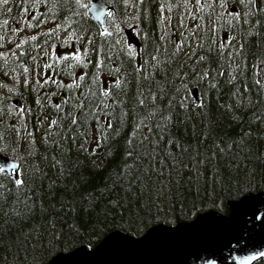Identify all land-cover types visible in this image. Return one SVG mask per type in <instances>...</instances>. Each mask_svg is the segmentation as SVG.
<instances>
[{
  "label": "snow or ice",
  "instance_id": "obj_1",
  "mask_svg": "<svg viewBox=\"0 0 264 264\" xmlns=\"http://www.w3.org/2000/svg\"><path fill=\"white\" fill-rule=\"evenodd\" d=\"M126 8L133 7L138 11L141 6L145 4V0H136V3H131L130 0H123ZM155 2V0H153ZM240 4L244 5L248 11L246 16H256L264 12V0H239ZM48 0H22V17H27L31 12V20L23 19L22 23L27 24L29 28H36L43 24L52 23L53 27L49 28L47 32L41 33L47 38L56 36L60 39L58 33L65 31L62 24H56L55 20L58 18L57 13L49 9L51 15L40 12L38 5L44 4L47 6ZM230 0H219V8L221 12L217 14L219 18H225L226 23L231 28L233 27L232 21L239 20L240 13L235 9L229 11L228 5ZM9 0H0V5L7 7ZM31 4V8L28 6ZM216 0H211V3L205 0H195V4L191 0H182L178 3V7H182L183 11L179 13L180 27L184 31L180 33V39L173 40L174 32L171 30V18L165 17L164 13L172 12V5L168 4L166 0H161L159 12L160 16L157 23L161 26V34L158 39L160 43L148 35L147 32L143 33L145 40H151L155 45L153 51H141L142 56H148L150 59H141L136 67L137 74L148 71V74L143 76L144 80L151 81L155 77L156 71L161 70L167 75V70L173 62L183 53L185 56L189 54L185 52L186 45L191 49L189 38H196V48H202L203 44L198 37L199 31H204L203 24L204 17L199 15L204 7H208L215 11ZM193 7L197 11H193ZM62 8L71 16L82 17L87 16V12L81 13L80 9H89L97 20L107 15L113 18L115 24L114 12H105L104 4L99 6L96 4L82 3V0H63ZM11 11V9H8ZM185 13L191 21H200L195 23L193 28H188L184 23ZM41 17H43L41 19ZM139 20V15L134 16ZM67 19V17H65ZM39 20V23L36 21ZM9 23L8 20L3 22L4 25ZM260 23L259 20L256 21ZM220 28L217 22H213L212 31L215 34ZM13 35L7 36V42L12 43L14 36L23 31V27L13 28ZM122 31L120 24H115L114 31L105 28L100 33L102 40L112 43L114 36ZM75 40L81 44L91 45L92 39H85L83 31L79 35L73 34ZM37 36L30 37L32 41L37 40ZM236 39L234 35H229L226 41L222 40L218 44L221 57L224 55L226 49L231 48L228 52V63L232 67L227 83L233 84L237 80L235 75L236 70L241 69L245 64L246 57L240 59L243 54L244 44L240 43L239 48L232 46V41ZM26 41L21 40L15 44V47L10 51H0V59L4 63L0 66V71H3L5 76H9L14 81L13 85L9 87L6 84L0 83V88H6L7 92H0V125H3L4 132H0V201L9 203V212L17 219H26L34 216L37 211L45 216V223L49 229L48 236L51 239H44L40 236L39 228H31L25 235V242L32 240L39 243V255H36V243L31 246V260L28 255L20 256L19 247H16L17 241L5 240L7 231H10V226L7 229L0 226V264H95V258L98 257L105 248L114 242L128 241L127 236H110L103 244L93 248L91 240L85 247H81L76 251H68L71 249V240L73 238H83L85 235L91 237L92 235H99L107 227L108 223L113 224L118 221L127 223L131 229L136 232H143L144 229L149 228L150 225L156 222L157 216L163 214L165 219L169 215H174L175 211L183 213L187 203L181 201L179 205L173 203V197L176 196L180 189V181L184 179L185 173L187 175V183L193 185L197 191L196 195L199 196V185L195 181H199L203 175L199 166H203L206 170L208 164L212 162L217 163V168L211 172V188L212 193L205 199H212L214 207H220L223 203V197H236L239 199V205H245L253 199L251 193L260 184L264 183V150L260 147V141L264 140V115L257 116L258 124L253 128L249 127L237 137H220L212 139L209 143V135L201 132L198 138H195L196 126L193 125V138L189 141H181L180 139L173 138L166 135L175 121L173 112L171 111L173 103L183 109L185 112L194 113L199 109L198 115L206 116V107L208 104L205 95L201 93V88L204 87L203 81H207V86L210 89H215L219 83L216 76H223V70L212 73V79H208L210 69H203L201 72L189 74L178 69L174 75L178 78L179 87L175 90L176 95L169 96L167 101L163 100V90H161V103L156 104L157 96L149 89V99L155 107L147 112V115L138 119L133 125L129 137L125 143L127 145L126 160L120 165L117 170L110 172L108 181L105 182L103 187L96 188L92 191H79L80 186L75 185L71 190L65 184L62 188L56 181H52L47 186L46 191L51 198V204L46 203V199L42 193L38 192L34 184L31 183L34 178L47 176V172L39 167L35 162V153L33 146L36 143L35 136L32 130L29 129L28 123L21 121L25 117V108L19 107L11 97L19 94L20 85V71L23 69L24 87L27 88L29 84H33V92H36L38 98L36 104L40 107L41 112L47 105V100L51 96H56L58 93L53 91L50 95L45 92L40 96L39 89L45 88L47 85H55L57 89L63 90L68 93L67 95L60 94L59 102L51 104L58 114V119H52L48 125V129L42 136V142L54 146L60 153L61 158L57 159L56 156L52 158L51 167L58 168V175L64 177L66 180L70 179L77 165L73 164L70 168H65L64 158L69 161L72 158V153L76 152L84 155L86 159L91 160V166L99 169L105 156H98V151L108 148V153L111 154L109 146L113 135L118 131L113 128L114 118L113 114L106 112L105 109L108 105L102 101V107L97 105V110L92 111L88 108L85 101L88 99L83 93L79 100H77L71 93L80 88L85 80L87 72L82 73L78 80L73 79L71 83L65 84L63 80L57 79L59 71H66V74L75 77L73 69L77 66L87 68L90 60L87 61L88 48L85 47L81 52L80 48H75L71 52L61 53L57 55L56 45H48V39H45L43 45H36V48L44 47L43 56L37 52L35 55L31 51L25 49ZM65 43V40H61ZM115 44H120V40H115ZM71 47V45H68ZM5 47V35H0V48ZM51 47V52L48 51ZM128 49V56L130 58L136 57V49L131 46H126ZM169 48L171 50L169 51ZM196 49H191V54H195ZM209 52L217 50V39L213 38L207 49ZM98 59L96 63V70L101 71L105 64L104 59H101L99 54L103 53V48H98ZM111 51V47L109 48ZM30 58L35 67L30 74L29 67L24 63V57ZM48 57L47 62L43 64V72H40L39 60ZM163 56V59L161 58ZM11 57V62L9 60ZM110 58V57H109ZM206 57L201 55L198 57L197 62L204 61ZM65 64L64 69H57V65ZM74 62V63H69ZM51 70V72L49 71ZM120 69H110L109 74L115 77L116 87H120L121 80L119 78ZM11 74V75H9ZM242 74V70H241ZM41 77L43 78L41 81ZM93 79H96L94 76ZM99 83V80H97ZM106 83V82H105ZM260 85V90L257 92V99L252 100L249 95L247 99V106L260 105L264 103V84L260 79L255 81ZM90 91V89H89ZM100 94L108 99L111 97V89H100ZM245 91L247 88L245 86ZM237 96L240 102H243L245 97L240 93L239 88L233 93ZM139 104L145 106V99L143 92L140 93ZM43 101V102H42ZM228 111H232V105H227ZM165 109L169 111L165 114ZM31 107H27V112L31 113ZM159 114V120L153 123ZM127 113L124 112L120 116V124H124V117ZM103 117V119H102ZM13 118H16L15 123H11ZM48 119L47 116L41 118L37 116L38 125L42 126L44 120ZM189 119H192L191 114ZM235 120L236 117L233 116ZM65 124L67 127H65ZM63 130L64 134L60 136L59 140H49V136L59 135V131L53 132L52 129ZM93 128L95 134L93 135ZM147 129V132L144 131ZM16 133V139L12 138L11 133ZM7 133V135H5ZM137 137H139L137 139ZM155 137V138H153ZM147 142L151 145V151H140V146ZM94 144V146H91ZM91 149V150H90ZM244 153L241 158L240 153ZM187 156L191 163H186L184 157ZM95 157V159H92ZM255 161L254 166H249L248 161ZM131 161V162H129ZM226 161L221 168L220 162ZM140 163L146 166L142 169L139 167ZM244 170V175L241 176L240 172ZM235 172V175H233ZM27 177V179H25ZM155 177V179H153ZM195 177V181L193 180ZM259 178V179H258ZM43 187V184H41ZM57 189H60L58 192ZM188 191H192L189 188ZM207 191V186L205 187ZM162 202V203H161ZM104 205L102 212L103 219H101L100 205ZM163 204V207H162ZM18 205H23V210L18 208ZM155 207L156 211L151 209ZM171 207L173 212L165 211L166 207ZM191 207L196 208V200L191 202ZM9 212L4 215L8 216ZM87 217V220H85ZM259 219V217H256ZM171 223V221H168ZM8 222L5 221V225ZM165 231V229L153 227L151 231L144 234V241L149 240L157 232ZM142 243L143 241H138ZM13 248L16 249L13 252ZM11 257V259H9ZM264 257V252L252 253L244 257H239V264H249V261L256 260Z\"/></svg>",
  "mask_w": 264,
  "mask_h": 264
},
{
  "label": "trees",
  "instance_id": "obj_2",
  "mask_svg": "<svg viewBox=\"0 0 264 264\" xmlns=\"http://www.w3.org/2000/svg\"><path fill=\"white\" fill-rule=\"evenodd\" d=\"M89 0H82V3L88 4ZM114 7V19L115 24H120L122 31L114 36L112 43L109 44L107 41L102 40L100 35L101 31L95 24V22L91 19V17L82 16L76 17L71 16L69 13L63 10L62 4L63 0H48L47 6L44 4L38 5L40 12L51 15L49 13V9H52V12L57 13L58 18L55 20L56 24H62L65 28V31L58 33L60 39H57L56 36L52 38H47L41 33L47 32L49 28L53 27V24L47 23L43 24L36 28H29L27 24L22 23L23 19L31 20L32 15L35 13L31 12L27 17H22V0H9V4L7 7L0 5V35H5V47L0 48V51H10L15 47L16 43H19L22 39L26 41L24 47L26 50L31 51L33 55L37 52L41 56H43L44 47L36 48V45H43L45 39H48V45L55 44L57 55L61 53H67L73 51L75 48H80L81 52L84 51L85 47L88 48V60L91 63L88 64V67L85 69L81 66H77L73 69L75 72V77L69 76L66 74V71H59L57 75V79L63 80L65 84L71 83L75 78L78 80L79 76L87 72L85 76L84 82L81 84V87L74 90L71 94L79 100L81 94L83 93L88 97L85 103L88 105V108L92 111L97 110V105L102 107V101L108 105V108L105 109L106 112H110L113 114L114 123L113 128L118 131L113 135V139L110 141L109 146L111 149V154L108 153V148H105L102 151H98V156H105L102 166L97 169L91 166V160L86 159L84 155L73 152L72 158L69 161L66 157L64 158L65 168H70L73 164L77 165L75 168L73 175L70 179H65L58 175L59 169L51 167L52 158L56 156L57 159H60V153L54 146H49L42 142V136L45 134L48 129V125L52 119H58V114L54 108L50 105L59 102V95L68 93L63 90L57 89L55 85L49 84L43 89H39L40 96H43L45 92L49 93V95L56 91L58 95L51 96L50 99L47 100V105L44 108L43 112H41L40 107L36 104V99L38 95L36 92H33V84H29L27 88L24 87L23 80V69H19L20 75V85H19V94L13 95L11 99L14 101L15 98L21 99L23 106L25 108V117L21 121V123L27 122L30 130L33 131L36 143L33 146L35 153V162L39 164V167L47 172V176L40 178H34L31 183L34 184L35 188L38 192L42 193L46 199L47 204H51V198L48 196V192L46 191L47 186L52 183V181H56L57 184L61 185V188L66 184L68 189L71 190L75 185H79V191H92L96 188L103 187L105 182L108 181V176L110 172L117 170V168L122 165L126 160H128L126 156L127 145L125 143L126 139L129 137L133 125L136 121L143 116L147 115V112L152 110L155 105L151 102L149 97V89L151 92L156 94L157 101L156 104L161 103V95L163 90V100L167 101L169 96L176 95V89L180 86L178 78L174 75V73L182 68L183 72L193 74V69L195 72H201L203 69H210V75L208 79H212V73L218 72L219 70H223V76H216V79L219 81L217 87L215 89H210L207 86V81H203L204 87L201 88V93L205 95V98L208 101L206 107V116L198 115L199 109L194 113L185 112L183 109L178 108L174 103L172 105L171 111L173 112V118L175 123L170 126L169 131L166 135V139L168 136L173 138L180 139L181 141H189L192 140L195 142V138H198L203 132L205 135H209V143L212 139H217L220 137H237L242 134L244 131H247L250 126L255 128L257 126V116L264 115V103L260 105L253 104L252 106H247V97L250 95L252 100L255 101L257 99V92L260 90V85H257L255 81L257 79L261 80V83L264 84V12H261L256 16H246L245 13L248 11L244 5L240 4L239 0H230L228 5L229 11L235 9L236 12L240 13L239 20H233V27H229L226 23L225 18H219L217 14L221 12L219 8V0H216L215 11L208 7H204L203 11L199 13L204 17L203 24L205 26L204 31L198 32V37L202 38L201 43L203 44L202 48H196V38H189L191 49H196L195 54H191V49L186 45L185 52L189 55L185 56L183 53L173 62L172 66L168 68L167 75H165L163 71V66L161 70L156 71L155 77L151 79V81L144 80L143 76L148 74L150 69L144 72L137 74L136 67L141 59H150L148 56H142L141 52L137 53L136 57L130 58L128 56L127 45L133 46L127 37V32L132 31L136 35H139L142 41V50L151 52L153 51L155 45L151 42V40H145L143 33L147 32L148 35L155 40L157 43H160L158 36H156V32L160 30L161 25L157 23L158 18L160 16L159 7L161 0H145V4L141 6L138 11L136 8L125 6L123 0H107ZM131 3H136V0H130ZM166 2L172 5V12L165 11V17H171V21L178 26L180 30L182 28L180 25V16L179 13L183 11L182 7H178V3H182V0H166ZM207 2L211 3V0H207ZM260 0H257L259 4ZM191 3L194 5L195 0H191ZM201 3H205V0H201ZM31 8V4L28 5ZM11 9V11H8ZM194 12L197 11L195 7L192 9ZM81 13L87 12V9H80ZM139 15L140 19L136 20L134 16ZM67 17V19H65ZM43 17H41L42 19ZM8 20L9 23L4 25L3 22ZM259 20L260 23L257 24L256 21ZM113 18L108 17L106 20V28L110 31H114L115 24H113ZM217 22L220 25L219 30L214 34L212 31L213 22ZM39 23V20L36 21ZM184 23L188 28H193L195 23H200V21H191L187 14L185 13V21ZM23 27V31L16 34L14 36V40L12 43L7 42V36L13 35V28ZM184 29V28H183ZM81 31L85 34V39L91 38L92 44L85 45L77 42L73 36L75 33L79 35ZM234 35L236 39L232 41V46L235 48H239L240 43L244 44V50L242 57L243 59L246 57L245 64L242 65L241 69L236 70L235 75L237 76V80L233 84L227 83V80L232 73V67L229 66L228 63V52L231 48L226 49L224 51L223 57H221L220 51L218 49V44L220 41H226L229 35ZM36 35L38 38L36 41H32L30 37ZM217 39V50L209 52L208 46L211 43L212 39ZM61 40H65V43H61ZM115 40H120V44H115ZM68 45H71L69 47ZM103 48V53H100L99 56L101 59H104V68L101 71L96 70V63L98 59V48ZM111 47V51L109 48ZM134 47V46H133ZM135 48V47H134ZM141 50V51H142ZM171 48H169V51ZM48 51L51 52V47H48ZM204 55L206 59L204 61L197 62L198 57ZM110 57V58H109ZM163 59V56L161 57ZM24 63L28 65L30 74L32 73L35 65L32 63L29 57L25 56ZM11 62V57H9ZM48 57H44L39 60L40 64V72H43V64L47 62ZM4 63L3 59H0V66ZM74 63V62H69ZM58 70L64 69L65 64L62 62L61 64L56 66ZM116 68L120 69L119 78L121 80L120 87H116L115 77L109 74V70H115ZM242 70V74H241ZM51 72V70H49ZM11 75V74H9ZM96 79H93V77ZM41 77V81H42ZM99 80V83H97ZM106 82V83H105ZM0 83L6 84L11 87L14 83L9 76H5L3 71H0ZM245 86L247 91H245ZM111 89V97L105 99L100 94V89ZM239 88L240 93H242L245 99L243 102H240L237 96H234L233 93L236 89ZM90 89V91H89ZM0 92H7L6 88H0ZM143 92V98L145 99V106H141L139 104L140 93ZM43 102V101H42ZM227 105H232V111L229 112ZM27 107H31V113L27 112ZM169 110L165 109V114H167ZM126 112L127 116L124 117V124H120V116L122 113ZM191 114L192 119H189V115ZM37 116L43 118L47 116L48 119L44 120L43 125L39 126L37 121ZM233 116L236 119H233ZM103 119V117H102ZM159 120V114L156 119L153 120V123ZM16 118H13L11 123H15ZM193 125L196 126L195 138H193ZM65 127L67 125L65 124ZM53 132L59 131V135L53 137L49 136V140H59L60 136L64 134L63 130H58L56 128L52 129ZM147 132V129H144ZM0 132H4L3 125H0ZM95 134V130L93 128V135ZM7 135V133H5ZM12 138L16 139V133H11ZM139 137H137L138 139ZM155 138V137H153ZM91 146H94L92 144ZM260 147L264 150V140L260 141ZM91 150V149H90ZM140 151H151V145L145 142L144 145L140 146ZM241 158H243L244 153H240ZM92 159H95L93 157ZM184 160L186 163H191L188 160V157L185 156ZM131 162V161H129ZM226 161L220 162V167L222 168ZM249 166H254L255 161H248ZM146 165L144 163H140L139 167L142 169ZM217 163L212 162L208 164L207 170L203 166H199L201 172L203 173L201 179L199 181H195V177L193 180L195 183L199 185V196L196 195L197 189L193 185H189L187 183V175L185 173L184 179L180 181V189L176 196H174L173 203L179 205L181 201L187 203V207L184 208L183 213L180 211H175L174 215H169L167 219L163 214L157 216L156 222L149 226V228L144 229L143 232H136L129 227L127 223L117 222L115 224L109 222L107 227L103 230V232L99 235H92L91 237L85 235L81 238H73L71 240L72 247L71 249L66 250V252L71 251L79 246L85 245L87 246L89 240H91L92 247L96 246L108 233L119 230L123 232L132 233L134 236L139 237L145 234L150 228L154 227L159 223H163L166 225H176L181 222H186L197 217L198 214L209 211L211 209L217 210L221 213H229L230 207L229 202L231 200H238L236 197L228 198L223 197V203L220 207H214L212 199L208 197L212 193L211 188V172L217 168ZM235 175V172H233ZM240 175H244V170H241ZM27 179V177H25ZM155 179V177H153ZM259 179V178H258ZM43 184V187H41ZM207 186V191H205V187ZM189 188H192V191H188ZM59 192L60 189H57ZM254 193H264V183H260L255 190ZM252 192V193H253ZM196 200L197 207L192 208L191 202ZM162 203V202H161ZM9 203L0 201V226H3L7 229L10 226V231L6 232L5 240H9L11 237L12 240L17 241L16 247H19V255L25 256L31 252V246L33 243H36L37 252L36 255H39V243L34 242L32 240H28L25 242V235L29 232L31 228H39L40 236L44 239H51L48 236V227L45 223V216L37 211V213L31 218L26 219H17L9 212ZM18 208L23 210V205H18ZM163 207V204H162ZM153 212L156 211L153 206L151 209ZM101 211V219H103L102 212L104 211V205H100ZM165 211L173 212V209L169 206L165 208ZM9 212L8 216H5L4 213ZM87 220V217H85ZM5 221L8 222L5 225ZM168 221H171L169 223ZM16 249L13 248V252ZM0 255H3V252H0ZM29 260H31V255H28ZM11 259V257H9ZM254 264H264V258L256 261Z\"/></svg>",
  "mask_w": 264,
  "mask_h": 264
},
{
  "label": "water",
  "instance_id": "obj_3",
  "mask_svg": "<svg viewBox=\"0 0 264 264\" xmlns=\"http://www.w3.org/2000/svg\"><path fill=\"white\" fill-rule=\"evenodd\" d=\"M101 3L102 0H92L91 5ZM103 4L107 12L109 6ZM103 17L95 19L101 23ZM251 195L253 199L245 205L233 202L230 216L211 212L176 228L160 225L156 228L165 231L146 241L144 236L137 239L131 234L112 232L99 245L117 234L129 239L110 244L95 258V264H239V257L264 252V194Z\"/></svg>",
  "mask_w": 264,
  "mask_h": 264
}]
</instances>
